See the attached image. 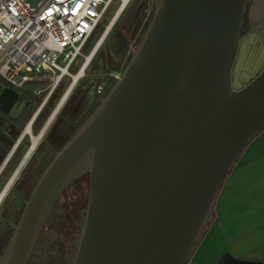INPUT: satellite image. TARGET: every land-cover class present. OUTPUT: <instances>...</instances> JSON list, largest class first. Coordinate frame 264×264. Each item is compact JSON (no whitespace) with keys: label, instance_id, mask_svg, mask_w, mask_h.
Segmentation results:
<instances>
[{"label":"water","instance_id":"95a60500","mask_svg":"<svg viewBox=\"0 0 264 264\" xmlns=\"http://www.w3.org/2000/svg\"><path fill=\"white\" fill-rule=\"evenodd\" d=\"M249 0H155L121 78L55 154L0 264H28L63 189L89 174L73 264H198L221 187L264 129V67L232 86ZM19 93L6 88L0 110ZM11 223V222H9ZM215 264H264L226 251Z\"/></svg>","mask_w":264,"mask_h":264},{"label":"rangeland","instance_id":"374dc122","mask_svg":"<svg viewBox=\"0 0 264 264\" xmlns=\"http://www.w3.org/2000/svg\"><path fill=\"white\" fill-rule=\"evenodd\" d=\"M155 0H131L128 7L122 13L118 22L108 34L105 42L100 47L96 56L93 58L87 69L86 75L78 81L70 94L68 101L61 109L62 120L56 127V133L60 135L65 133L68 126H77L81 115L90 109L98 98V85L104 83L109 90L116 84L115 74L122 73L130 56L135 52L141 41L137 39L138 30L148 17L151 7ZM120 0H116L112 10L104 22L107 26L109 19L116 11ZM254 0H249L248 10L245 22L241 30V38L232 67V86L240 88L253 79L264 67V60L259 61V52L264 45V20L258 24H253L250 17V9ZM106 30L105 26H101L98 32L89 42L87 53H89L97 44L100 37ZM254 33V40L248 44V49L244 48V39L251 33ZM145 35V34H144ZM253 35V34H252ZM78 70V66L74 68V72ZM241 78V79H240ZM71 78H66L61 86L52 96L51 100L45 107L42 117L36 122L35 133L40 132L43 124L53 112L61 97L64 96L66 90L71 84ZM45 83L27 85L24 89V98L27 99V109L24 115L18 120H9V125L0 123V162L4 157L9 155L12 147L16 143L19 134L26 124H23V118L30 110L45 97L47 91L44 90ZM41 90V91H40ZM74 97V98H73ZM73 98V99H72ZM92 107L90 114L93 112ZM81 114V115H80ZM80 115V116H79ZM56 120V119H55ZM54 123V122H53ZM53 123L50 127L53 126ZM60 133V134H59ZM56 134V135H57ZM260 132L248 143L238 158L232 171L226 177L215 207L210 215L209 223L204 230V235L197 245L192 255V261L205 264H215L217 260L226 252L230 251L240 258H257L261 251H264V230L259 229V224L264 220L244 218V196L251 195L254 200L247 202L249 210L258 208L264 199V159L257 162L252 167L246 168L240 172V162L242 155L251 146ZM70 136V135H69ZM66 137L59 144H55V149L60 150L66 140ZM52 141V139H50ZM53 142V141H52ZM29 145V138L25 140ZM25 149L16 153L11 165L6 171L3 180L0 181V191L10 177V173L14 169L19 160H21ZM54 155L48 158L44 167L37 168L33 175L38 180L45 166L52 160ZM27 168V167H24ZM26 170V169H25ZM24 170L18 176V181L13 185L7 197L0 205V259L2 257V248L6 240L11 236V230H8L10 223L16 222L19 218L21 209L23 208V193L18 194L16 187H22L24 184L19 182ZM5 179H7L5 181ZM29 179V178H28ZM5 181V182H3ZM27 181V179H26ZM19 182V183H18ZM36 182V181H35ZM33 188V187H32ZM89 197V174H85L76 179L72 184L67 185L60 196L56 200L57 210L61 213V217L57 225L45 222L40 233L38 242L30 257L29 264L47 263L45 260V251L51 246V253L58 257L60 255L58 248L66 246L75 247L72 236V224L75 223V211L79 210L80 205L87 204ZM214 229V239L212 230ZM10 231V232H9ZM214 240V258L208 256V249ZM57 264H64V260L60 258Z\"/></svg>","mask_w":264,"mask_h":264},{"label":"built area","instance_id":"2783aa9c","mask_svg":"<svg viewBox=\"0 0 264 264\" xmlns=\"http://www.w3.org/2000/svg\"><path fill=\"white\" fill-rule=\"evenodd\" d=\"M115 1L0 0V95L6 88L20 93L27 85L45 83L47 93L31 116L37 114V120L64 80L71 78L72 84L80 72L92 52L87 53L89 42L101 26L107 28L104 22ZM124 3L120 0L109 24ZM121 76L115 74V81ZM97 92L106 95L104 83Z\"/></svg>","mask_w":264,"mask_h":264},{"label":"flooded vegetation","instance_id":"af4514ba","mask_svg":"<svg viewBox=\"0 0 264 264\" xmlns=\"http://www.w3.org/2000/svg\"><path fill=\"white\" fill-rule=\"evenodd\" d=\"M154 9H155V1H154V5L151 7V9H150V12H149V14H148V17L145 19V21H144V23L141 25V27L139 28V30H138V34H137V39H139L140 41H141V36H142V34H143V32H144V30H145V28H146V26H147V24L149 23V20H150V17H151V14H152V12L154 11ZM109 88H110V86H107V88H106V94L110 91L109 90ZM24 94V91L23 92H20L19 93V97H18V99H17V101H18V105L16 106V107H14V105H13V107H12V109L10 110V112L9 113H4V112H2L1 110H0V123L1 124H3V125H6V126H8L9 125V120L10 119H13V120H18V119H20L23 115H24V113H25V111H26V109H27V99H25L23 96ZM70 97V96H69ZM69 97H68V99H69ZM74 98V97H73ZM72 98V99H73ZM68 99L66 100V102L68 101ZM102 99V97L100 96V95H98V98L96 99V101H95V103L93 104V108H94V110L97 108V106L99 105V102H100V100ZM16 101V102H17ZM15 102V103H16ZM65 102V103H66ZM65 103L63 104V106L61 107V109L64 107V105H65ZM92 107L90 108V109H88V111L85 113V114H83V115H81V118H80V121H79V125H77L76 127L75 126H68L67 127V129L65 130V133L63 134V133H59L60 135H58L57 133H56V127L58 126V124L61 122V120H62V113L59 115V116H55V119H53L52 120V122L50 123V125H49V127L46 129V131L43 133V135H42V137L40 138V141H39V143H38V145L36 146V148L34 149V152L32 153V155H31V157L28 159V161L26 162V164L24 165V167H27V168H24L23 167V169L21 170V172L24 170V172H23V174H22V176H20V180H19V182H21L22 184H24L22 187H16V190H17V193L18 194H20V193H23V208L21 209V211H20V214H19V218L16 220V222H12V223H10V226H9V228H8V230H11L12 232H11V235L13 234V232H14V225L15 224H17L18 223V221H19V219H20V216H21V214H22V212H23V209H24V206H25V201L30 197V195L32 194V192H33V190H34V188H35V186L37 185V183H38V181H39V179H40V177L42 176V174H43V172H44V170L46 169V167L48 166V164L52 161H50L46 166H45V168H44V170H43V172H42V174L40 175V177H39V179L38 180H35V178H34V176L35 175H33L34 174V172H35V170L37 169V168H40V167H44V165L47 163V161H48V158L50 157V156H52V155H54L55 156V154L59 151H57L54 147H55V144H59L60 142H62L64 139H66V137H68L69 135V138L66 140V142L64 143V145L70 140V138L76 133V131L78 130V128L89 118V116L93 113H91L90 114V111H91V109H92ZM56 108V107H55ZM61 109H60V111H61ZM93 110V111H94ZM54 111V110H53ZM59 110H58V112H60ZM57 112V113H58ZM32 114H33V110H30L29 111V114L27 113L25 116H24V118H23V124H27L28 123V121L26 122V119H27V117L30 115V118H31V116H32ZM59 114V113H58ZM58 114H56V115H58ZM79 115V116H80ZM42 117V115H40L39 117H38V119L36 120V122L40 119ZM36 122H35V124H34V127H33V131H34V133H35V127H37L36 126ZM46 122H47V120L45 121V123L43 124V126H42V128H44V126H45V124H46ZM54 122V123H53ZM52 123H53V126L52 127H50L51 125H52ZM26 126V125H25ZM41 128V129H42ZM23 131V130H22ZM21 131V132H22ZM21 134V133H20ZM20 134H19V136H20ZM36 134V133H35ZM40 134V132H38L36 135H39ZM57 134V135H56ZM19 136H18V138H19ZM27 139V138H26ZM25 139V140H26ZM50 139H52V141H50ZM18 140V139H17ZM25 140H23L22 142L20 141V142H18V141H16V143L14 144V146L12 147V149H11V155H10V157H9V159L7 160V162H6V164L3 166V169H2V171H1V173H0V181L1 180H3V178H4V176H5V174H6V171H7V169L9 168V166L11 165V163H12V161H13V159H14V157H15V155H16V153H18L19 151H22L23 149H25V151H24V153H23V155L25 154V152L26 151H28V149L30 148V146H31V142H29L30 143V145H26V143H25ZM63 145V146H64ZM28 146H29V148H28ZM28 148V149H27ZM8 155V156H9ZM8 156H6L7 158H8ZM54 156H53V158H54ZM6 157H4V159H2V161L0 162V168L2 167V164H3V162H4V160H5V158ZM23 157V156H22ZM52 158V159H53ZM22 159V158H21ZM20 162H21V160H19V162L17 163L18 165L20 164ZM18 165H16L15 167H14V169L12 170V172L15 170V168L18 166ZM26 169V170H25ZM12 172L10 173V174H12ZM20 172V173H21ZM20 175V174H19ZM11 176V175H10ZM10 178V177H9ZM29 178V179H28ZM18 179V178H17ZM16 179V181L14 182V184L18 181ZM26 179H27V181H26ZM7 179H5V181H6ZM5 181H3V182H5ZM36 181V182H35ZM18 182V183H19ZM6 184V183H5ZM13 184V185H14ZM4 187V186H3ZM13 187V186H12ZM11 187V188H12ZM33 187V188H32ZM11 190V189H10ZM10 190H9V192H10ZM8 192V193H9ZM56 204V203H55ZM55 206L56 205H54V207H53V209L55 208ZM52 209V210H53ZM52 212V211H51ZM48 220V219H47ZM46 220V221H47ZM10 232V231H9Z\"/></svg>","mask_w":264,"mask_h":264},{"label":"crops","instance_id":"0c3cea01","mask_svg":"<svg viewBox=\"0 0 264 264\" xmlns=\"http://www.w3.org/2000/svg\"><path fill=\"white\" fill-rule=\"evenodd\" d=\"M250 17H251V21L253 24H258L260 22H262L264 20V0H254V3L251 6L250 9ZM253 34V35H252ZM254 33L252 32L249 36H247L244 39V48L248 49V44L251 43L254 39ZM260 56H259V61H263L264 60V45L262 46L260 52H259ZM241 79V78H240ZM245 85V84H244ZM8 156V155H7ZM10 155L8 156V158L6 157L2 167L0 168V173L3 169V166L6 164L7 160L9 159ZM264 159V129L260 132V134L257 136V138L254 140L253 144L251 146H249L247 148V150L244 152V154L242 155V160L240 162V167L242 168V170L240 172H243L246 170V168L248 167H252L253 165H255L257 162H261ZM264 182L259 183L258 186L263 185ZM251 195L244 196L243 197V201H244V218H248V219H258V220H264V204H260L258 206V208L254 209V210H249L246 203L247 202H251ZM254 201V200H252ZM259 202H263L264 203V199H259ZM259 229L260 230H264V223H260L259 224ZM213 233V239H214V229L212 230ZM208 256L211 255V258L213 257V253H214V240L213 242L210 244L209 249H208ZM234 255V254H233ZM235 256V255H234ZM237 257V256H236ZM247 259H251V258H247ZM257 260H263L264 261V251H261L259 253V256L257 258H254ZM199 264H205V263H199Z\"/></svg>","mask_w":264,"mask_h":264},{"label":"bare ground","instance_id":"6f19581e","mask_svg":"<svg viewBox=\"0 0 264 264\" xmlns=\"http://www.w3.org/2000/svg\"><path fill=\"white\" fill-rule=\"evenodd\" d=\"M129 0H125V3L123 5V7L120 9V11L118 12V14L116 15V17L114 18V20L107 26L106 30L104 33H102L103 35L100 37V39L98 40L97 44L95 45V47L92 49L91 54L88 56L86 62L84 63V65L82 66L81 70L79 73L74 75L73 78V82L70 85V87L67 89V91L65 92L64 96L61 97V100L59 101V103L57 104L56 108L54 109V111L50 114V116L47 118V122L43 128V130L40 132L39 135L33 134V136L29 135V132L33 130L34 124L36 122V116L37 114L34 115V117H32L30 119V121L27 123V125L24 127L23 131L21 132L19 138H18V142H22L23 140H25L27 137L29 138V142H31V146L29 148L28 146V151L25 152V154L23 155L20 164L15 168V170L12 172L10 178L7 180L6 184L4 185V187L1 189L0 191V205L3 203V201L5 200V198L8 195L9 190L11 189V187L13 186L14 182L16 181V179L18 178L21 170L23 169L24 165L26 164V162L28 161V159L31 157L32 153L34 152V149L36 148V146L38 145L40 138L42 137L43 133L46 131V129L49 127L50 123L52 122L53 119H55V116H57L56 114H58V110L60 111L61 107L63 106V104L66 102V100L68 99V97L70 96L71 92L73 91L74 87L77 85L78 81L80 80V78L84 77L86 75L87 69L90 66L93 58L96 56V53L98 52V50L100 49V47L103 45V43L105 42L108 34L112 31V29L114 28V26L116 25V23L118 22L119 18L121 17L122 13L125 11V9L127 8L126 2H128ZM125 7V9H124ZM123 10V11H122ZM58 112V113H57ZM34 123V124H33ZM30 145V143H29ZM11 155V152L9 153Z\"/></svg>","mask_w":264,"mask_h":264},{"label":"trees","instance_id":"16d2710c","mask_svg":"<svg viewBox=\"0 0 264 264\" xmlns=\"http://www.w3.org/2000/svg\"><path fill=\"white\" fill-rule=\"evenodd\" d=\"M154 11L151 14L149 23L147 24L141 39L144 37V34L146 33L148 26L152 20ZM134 54V53H133ZM133 54L130 56L126 66L128 65L129 61L131 60ZM126 68V67H125ZM30 119V115L27 117L26 122ZM86 211H87V204H82L79 207V210L75 211V215H76V220L75 223L72 224V236H73V240L75 241V247L72 248V246H66L65 248L61 247L58 248V251L60 253V255L58 257H55L52 253H51V246L48 247V250L45 251L46 254V264H57L58 260L60 258H62L64 260V264H73L75 255H76V251H77V247L80 241V237H81V233H82V229H83V225H84V221H85V217H86ZM61 213L59 212V210H57V207L55 206V208L52 210V212L50 213L48 220L46 222H48L49 224L52 225H57L58 220L60 219ZM209 223V222H208ZM208 225V224H207ZM204 233L202 234L203 237ZM12 236V235H11ZM11 236L6 240L3 248H2V255L11 239ZM201 237V239H202ZM200 239V240H201ZM40 240V239H39ZM199 244V243H198ZM29 264V262H28ZM43 264V263H41ZM45 264V263H44Z\"/></svg>","mask_w":264,"mask_h":264}]
</instances>
